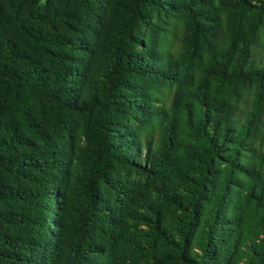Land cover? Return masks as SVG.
Masks as SVG:
<instances>
[{
	"label": "trees",
	"instance_id": "1",
	"mask_svg": "<svg viewBox=\"0 0 264 264\" xmlns=\"http://www.w3.org/2000/svg\"><path fill=\"white\" fill-rule=\"evenodd\" d=\"M0 264H264V0H0Z\"/></svg>",
	"mask_w": 264,
	"mask_h": 264
},
{
	"label": "rangeland",
	"instance_id": "2",
	"mask_svg": "<svg viewBox=\"0 0 264 264\" xmlns=\"http://www.w3.org/2000/svg\"><path fill=\"white\" fill-rule=\"evenodd\" d=\"M46 1H53L54 3L56 2V0H39V2L41 3V4H44ZM0 155H4L3 153H1Z\"/></svg>",
	"mask_w": 264,
	"mask_h": 264
}]
</instances>
